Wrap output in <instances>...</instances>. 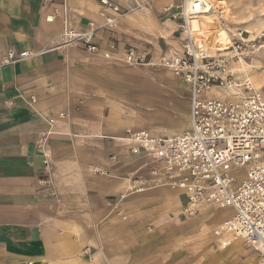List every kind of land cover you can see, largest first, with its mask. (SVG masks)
I'll return each mask as SVG.
<instances>
[{
  "label": "crops",
  "instance_id": "1",
  "mask_svg": "<svg viewBox=\"0 0 264 264\" xmlns=\"http://www.w3.org/2000/svg\"><path fill=\"white\" fill-rule=\"evenodd\" d=\"M107 1L124 14L118 34L99 29L114 15L100 0H0V264H143L120 244L111 214L128 184L116 172L135 159L122 154L120 139L126 129L179 134L187 121L164 127L160 115L165 124H155L157 116L144 112L152 104L149 76L125 66L119 49L136 44L129 34L173 47L178 26L163 15L174 0ZM90 22L94 43L117 45L110 59L63 45L64 30L83 32ZM8 49L32 55L1 65ZM131 195L122 206L157 196L174 212L182 207L168 188ZM227 248L217 245L215 255Z\"/></svg>",
  "mask_w": 264,
  "mask_h": 264
},
{
  "label": "built area",
  "instance_id": "2",
  "mask_svg": "<svg viewBox=\"0 0 264 264\" xmlns=\"http://www.w3.org/2000/svg\"><path fill=\"white\" fill-rule=\"evenodd\" d=\"M100 4L114 15H105L99 29L112 32L120 18L118 7L107 0ZM210 10L209 0H174L163 10V15L177 24L180 43L156 65L185 86L187 128L174 135L124 131L120 140L127 155L150 160L146 176L127 180V192L139 194L154 186L170 185L180 192L183 216H195L205 208L230 212L213 232L218 245L226 247L240 240L256 252L259 264H264V95L247 80L234 83L226 73L225 59L194 45L191 23ZM97 29L90 22L83 32L64 30L63 45H79L88 54L110 59L117 54V45L110 41L101 48L94 43ZM31 55L8 49L1 65ZM145 58L134 49L124 50L126 65L144 64ZM229 86L239 92L222 99L210 94L212 88Z\"/></svg>",
  "mask_w": 264,
  "mask_h": 264
},
{
  "label": "rangeland",
  "instance_id": "3",
  "mask_svg": "<svg viewBox=\"0 0 264 264\" xmlns=\"http://www.w3.org/2000/svg\"><path fill=\"white\" fill-rule=\"evenodd\" d=\"M223 2V8L218 12L220 19L210 26L219 43L214 50H207V54L215 57L221 56L225 59L227 63L226 73H230L234 79L231 66L239 63V61L251 65L254 74L257 76L264 74V0H223ZM119 13L120 17L124 15ZM112 32L118 34L117 23ZM129 36L136 40V44L128 46L129 44L124 43L119 52L124 57V50L130 48L146 56L144 64L132 66L125 64L127 67L140 69L144 80L149 76L151 82L149 93L152 104L144 112L157 116L154 119L155 124L164 125L165 122L158 119L162 115L161 119L167 120L164 127L168 126L167 123L186 124L188 102L184 95L183 84L178 83L169 71L156 65L158 59L167 54L172 46H169L167 40H154L155 37L152 34L150 36L153 37V41L144 36H139L140 38L138 35L129 34ZM177 38L178 30L172 34L169 41H175L179 44L180 41L176 40ZM122 42L124 41L122 40ZM252 83L256 89L260 88V92L264 95V86L256 85L253 81ZM153 102H161V104L158 105ZM167 128L169 131L174 130V128ZM157 131L156 134L169 132ZM120 148L124 151L122 154L126 156L125 147L120 145ZM134 158L131 161L132 164L127 168L117 170L115 178L118 182L126 183L130 178L147 175V164L150 163V160L139 156ZM155 188L167 187L154 186L150 189ZM169 190L180 194L179 190ZM120 194L130 195L126 187L115 197L114 204L117 206L111 210L112 215L118 216L117 232L119 236L123 237L119 242L120 244L125 242L129 247L134 248L135 252L139 253V259H137L140 263L245 264L255 255V252L243 243L239 250L225 247L223 249L226 250L227 248L228 253L215 255V253L220 254V251L217 249V239L213 232L222 222V218L225 219L230 215L228 211L221 212L212 208H205L195 216H183L182 207L174 212L172 207H167L162 198L157 196L152 200L133 202L132 205L125 206L124 204L122 206L123 201L120 202ZM139 194L131 196H138ZM179 198L182 202V198L180 196ZM124 200L127 199L124 198ZM205 210L210 212L205 215L202 213ZM252 263L254 262L252 261Z\"/></svg>",
  "mask_w": 264,
  "mask_h": 264
},
{
  "label": "bare ground",
  "instance_id": "4",
  "mask_svg": "<svg viewBox=\"0 0 264 264\" xmlns=\"http://www.w3.org/2000/svg\"><path fill=\"white\" fill-rule=\"evenodd\" d=\"M209 3H210L211 10L208 13L199 16L196 20H194L191 23L192 30H193L192 37L194 39V45L198 49L206 53H207V50L209 51L210 49L214 50L218 46V43H219L218 39L215 37V34H213L212 30L210 29V26L220 19L218 17V12L219 10L223 8L224 2L223 0H209ZM167 25L168 24H166V26ZM178 47L179 45L177 43H174L172 47L174 49L173 52ZM231 67H232L231 72L234 74L235 79L232 77L230 73H227V74H229L232 77V80L234 83L241 82L242 80H247L250 83L252 88L260 92L259 90L260 88L256 89L252 81L256 83V85L261 84V87H263L264 86V74L257 76V74H254L252 66L245 64L242 61H239V63H236ZM236 92H239V90L235 89V86H229L228 88H212L210 90V94L220 99L225 98L227 96H231L230 93H236ZM164 187H167L168 189H175L171 187L170 185L169 186L165 185ZM122 197H123V194L121 195V198ZM226 247L232 250H239L242 247V242L240 240H235ZM222 248H225V247H222ZM252 261L254 263H252ZM257 263H259V258L255 252V255H253L252 258L248 260V264H257Z\"/></svg>",
  "mask_w": 264,
  "mask_h": 264
}]
</instances>
